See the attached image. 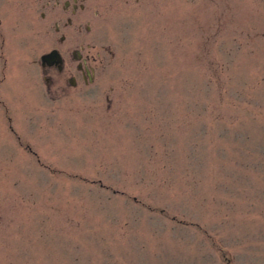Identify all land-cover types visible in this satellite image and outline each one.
Returning <instances> with one entry per match:
<instances>
[{
	"label": "rangeland",
	"instance_id": "1",
	"mask_svg": "<svg viewBox=\"0 0 264 264\" xmlns=\"http://www.w3.org/2000/svg\"><path fill=\"white\" fill-rule=\"evenodd\" d=\"M52 3L0 0V264H264V0Z\"/></svg>",
	"mask_w": 264,
	"mask_h": 264
},
{
	"label": "flooded vegetation",
	"instance_id": "2",
	"mask_svg": "<svg viewBox=\"0 0 264 264\" xmlns=\"http://www.w3.org/2000/svg\"><path fill=\"white\" fill-rule=\"evenodd\" d=\"M51 2H53L52 6L54 8H60L63 14L67 13L71 15V17L76 16L78 11H85L87 8V5L85 4L86 0H45V6L49 7ZM1 14L2 12L0 7V86L1 83L3 84L7 78H5L6 75L4 73L8 65V61L4 56V52L2 51L6 43V37L4 35V21ZM41 16L45 17V14H42ZM55 18L56 19L53 23V28L56 33H60L62 31L59 23L60 13L56 15ZM72 25V20L68 16L65 20V23L63 24V27L67 28L71 27ZM83 30L85 32H89L90 26L86 25ZM77 31L81 32L82 27L79 26ZM58 42L61 47V45L65 44L66 42V36L61 33ZM51 50L58 51L61 61L57 64L53 63L50 66L41 65L42 74L44 76H46L49 72L48 76L44 78L47 82V90L49 93H53V90L56 91L57 88L58 91L62 90V92H64L66 87H77L78 81H80L85 87L94 81L95 68L91 65L94 58L88 53L89 50L86 51V47L80 45L79 49L71 52L69 58H67L65 54L57 48H53ZM68 60H72L73 64L71 66H69ZM50 71H53V76L50 75ZM3 96L4 95H2V97L0 96V110L2 109L4 116L10 121V119H12L11 116L13 115L10 113V109L8 107L9 102L7 101V98Z\"/></svg>",
	"mask_w": 264,
	"mask_h": 264
},
{
	"label": "water",
	"instance_id": "3",
	"mask_svg": "<svg viewBox=\"0 0 264 264\" xmlns=\"http://www.w3.org/2000/svg\"><path fill=\"white\" fill-rule=\"evenodd\" d=\"M42 65H52L53 63H57L60 61V57L57 51L52 50L51 52L44 54L40 58Z\"/></svg>",
	"mask_w": 264,
	"mask_h": 264
}]
</instances>
